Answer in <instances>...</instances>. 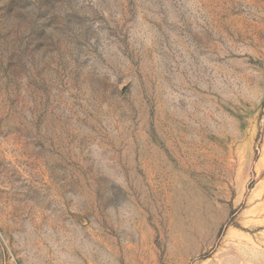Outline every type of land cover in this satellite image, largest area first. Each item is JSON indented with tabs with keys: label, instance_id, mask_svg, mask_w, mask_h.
<instances>
[{
	"label": "rangeland",
	"instance_id": "1",
	"mask_svg": "<svg viewBox=\"0 0 264 264\" xmlns=\"http://www.w3.org/2000/svg\"><path fill=\"white\" fill-rule=\"evenodd\" d=\"M0 264H264V0H0Z\"/></svg>",
	"mask_w": 264,
	"mask_h": 264
}]
</instances>
